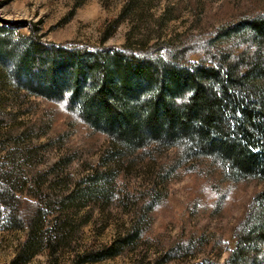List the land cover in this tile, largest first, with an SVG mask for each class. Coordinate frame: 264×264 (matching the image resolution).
Here are the masks:
<instances>
[{
  "label": "trees",
  "instance_id": "trees-1",
  "mask_svg": "<svg viewBox=\"0 0 264 264\" xmlns=\"http://www.w3.org/2000/svg\"><path fill=\"white\" fill-rule=\"evenodd\" d=\"M142 1L125 0L114 22ZM23 22L0 18V135L17 144L31 136L39 125L25 122L20 114L28 109L14 111L8 99L25 103L30 95H40L62 101L67 111L107 140L95 163L72 181L55 180L50 189L29 191L23 179L16 183L0 174V222L5 228L26 229L9 264L25 263L43 243L49 254L58 253L70 232L68 212L88 203H109L115 196L141 206L111 240L90 243L71 259L81 264L121 253L141 238L149 222L140 210L151 208L160 196L156 183L143 193L123 183L125 173H141L139 163L146 156L157 159L169 147H176L173 160L164 161L155 173L181 166V155L213 158L219 171L230 176L264 178V7L216 30L224 40L236 41L235 47L205 38L197 55L194 45L161 47L160 40L147 47L133 46L129 38L120 46L53 42L33 25L26 33L18 31ZM18 148L27 154L26 145ZM196 162L184 167L203 169ZM24 190L36 201L17 194ZM22 202L30 206L24 213ZM50 203L60 204V211L47 227L39 215L41 205ZM165 260L136 258L133 264ZM188 261L215 264L203 257ZM53 264L61 263L54 259ZM223 264H264V189L247 208Z\"/></svg>",
  "mask_w": 264,
  "mask_h": 264
},
{
  "label": "rangeland",
  "instance_id": "rangeland-1",
  "mask_svg": "<svg viewBox=\"0 0 264 264\" xmlns=\"http://www.w3.org/2000/svg\"><path fill=\"white\" fill-rule=\"evenodd\" d=\"M124 2L0 0V18L24 20L18 31L26 33L33 25L43 38L53 42L120 46L129 38L133 46L143 43L147 47L160 40L164 43L161 47L181 43L197 47L205 38L214 37L212 40L223 47H235L236 41L224 40L216 35V30L264 7V0H143L141 6L115 23L114 18ZM200 48H195L196 55L202 53ZM29 99L32 103H22L19 98L15 101L9 96L8 105L14 111L28 109L20 117L25 118V122L32 120L39 127L33 130L31 136H24L23 140L20 138L18 144L5 134L0 135V174L5 173L16 183L23 179L29 191L36 192L40 188L50 189V185L62 177L64 182L78 177L86 166L97 161L107 138L103 133L92 131L75 114L67 111L62 101L40 95H30ZM18 145H26V155L21 154ZM175 152L176 147H169L157 159L146 156L139 163L141 173H125L123 183L137 191L145 192L150 183H156L160 188V196L152 202L151 208L144 206L140 210L144 213L143 219L149 220L141 238L121 253L81 264H133L136 258L145 261L158 256L167 257L160 264H186L188 260L202 257L213 260L215 264L224 263L233 249L247 208L255 195L264 189V178L232 177L219 171L213 158H184L181 155L177 156L181 166L172 168L168 173H155L164 161L173 160ZM196 160L203 169L192 171L184 167ZM26 192L17 194L36 201ZM125 200L115 196L109 203H88L69 211L71 227L61 251L51 255L46 243H43L44 246L23 264H53L54 259L61 264H73L71 257L76 250L90 243L99 245L102 241L111 240L122 223L132 220L141 205L124 203ZM41 206L39 216L48 227L60 211V204ZM27 208L30 206L22 202L21 212L24 213ZM2 223L0 264H9L16 244L25 238L26 229L5 228ZM179 244H182V249Z\"/></svg>",
  "mask_w": 264,
  "mask_h": 264
}]
</instances>
